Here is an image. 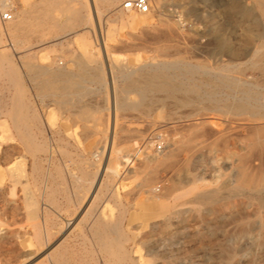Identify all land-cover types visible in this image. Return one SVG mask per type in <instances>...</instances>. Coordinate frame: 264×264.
<instances>
[{"label": "rangeland", "instance_id": "1", "mask_svg": "<svg viewBox=\"0 0 264 264\" xmlns=\"http://www.w3.org/2000/svg\"><path fill=\"white\" fill-rule=\"evenodd\" d=\"M8 1L13 11L27 10L28 25L13 31L0 21V56L8 53L12 59L0 62V264H51L49 252L56 253L59 264H226L228 253L242 250L235 210L259 207L264 187L237 192L224 187L234 178L235 158H226L222 148L244 147L252 125L264 130V116L243 121L220 106L249 96L248 103L264 112V70L256 66L264 53L259 8L264 0H161V7L150 0L147 13L123 10L125 0L109 8L100 5L99 13L92 0H84V7L81 0H60L69 10L53 11L45 0ZM74 8H81L85 21L72 29L55 26V17L61 25L73 24ZM136 19L145 21L141 25ZM165 20L174 22L171 31ZM100 34L106 36L111 60ZM163 64L171 66L174 82L188 88L173 95L188 96L190 102L175 106L176 99L164 92L121 91L120 67ZM64 66L82 70L84 81L61 90L59 78L40 72ZM8 68L17 70L18 84L5 73ZM18 90L31 119L26 122L23 114L16 125L9 110ZM141 97L155 101L147 112L140 106L115 109V102L138 104ZM80 111L89 114L79 116ZM201 119L206 124L198 126L194 142L218 148H202L188 165L183 150L168 168L151 163L131 172L132 164H123L131 148L140 150V158L163 160L173 148L171 139L185 140ZM35 144L45 147L35 152ZM101 150L106 160H95ZM107 160L118 166V176L105 169ZM100 167L99 188L90 191L88 183ZM152 169L154 197L140 187ZM210 191L218 192L216 201L201 202ZM258 210L263 222L264 206ZM115 223L121 236L111 230ZM115 240L123 245V261L106 248ZM238 254L227 264H236Z\"/></svg>", "mask_w": 264, "mask_h": 264}, {"label": "bare ground", "instance_id": "2", "mask_svg": "<svg viewBox=\"0 0 264 264\" xmlns=\"http://www.w3.org/2000/svg\"><path fill=\"white\" fill-rule=\"evenodd\" d=\"M83 1L84 0H81L80 4L84 7ZM119 1L120 0H100V1L92 0V3L96 4L95 11H97L99 13V11H100V7L99 6L100 5L103 8H109V7L115 6V4L118 3ZM154 1H155V4L157 5V7H161L162 6L161 0H154ZM149 2H150V0H149ZM44 3L49 5V6H51L50 8H51L52 11L53 10H61V9L69 10V7H68L69 3L68 2H67L68 4L64 3V6H62L63 3L60 0H47V1L45 0ZM98 3H99V5H98ZM259 3H260L259 4L260 5V7H259L260 11L264 14V1H261ZM121 8L123 9L122 4H121ZM6 10H8V11H10L12 13L11 20L3 21L1 19V17H0V21L2 23L8 22L9 25H10L8 27L13 29V31L14 30H18V29H22V28H24V27H26L28 25V23H27V10L25 8L22 7L19 11L16 12V11H13L12 7L10 6V2L8 0H0V13L3 12V11H6ZM123 10H125V9H123ZM72 11L74 13L73 20H75L73 24H71V23H64L63 24L62 23V25H61L60 22L57 20L58 17H55V19H56L55 26H57L61 30H65V29H72L74 26H77L80 23V21L83 22V20H84L83 18L84 17H82V15H81V8H74V9H72ZM126 11H129V10H126ZM136 21H138V23H140L142 25L145 20L144 19H139V20L136 19ZM164 23H165V25H166L168 30L174 28V26H173L174 22H172L170 20H165ZM85 24H87V22ZM161 30H162V28H161ZM130 37L132 38V36H130ZM99 38H100V41H101L100 43H101V45L103 47V50L105 52L106 59L107 60H109V59L111 60V56L109 54V48H108V45L106 43V36L100 34ZM136 39H138V38H136ZM259 46H261V45H259ZM2 61H7V62L12 61L10 54L5 53L4 57L0 56V62H2ZM256 66H258L261 70H264V53H262V55H261L260 59L258 60V63L256 64ZM112 67L114 68V66H112ZM170 68H171V66L168 65V64H163L162 66H157V67L156 66L152 67V66H149V65H144V66H141L139 69L128 68V67H125V66L124 67H120L119 68V73H120V76L122 77V82L125 84V87L122 88L121 91H123V92H129V91L164 92L166 94V98L167 97H173V98L176 99L175 106H182V105H184V104H186V103L191 101L190 97L182 96V97L176 98L173 94L176 93V92H184L185 93L188 90V88L184 87V85H182L181 83L178 84V83L174 82V80H175L174 79L175 78L174 75H172V74H170L168 72V70ZM40 72L42 74H45V75L54 76V77L59 78L61 83L62 84L64 83V86L61 87V90L70 89L69 86H68L69 83H76L79 80H83L84 81V72L82 70L71 71V70L67 69L66 66L61 67V68H56V69L43 68ZM5 73L8 75L10 80L12 82H14V84H18L20 82V80L18 78L17 70H15L13 68H8V69L5 70ZM112 74H113V70H112ZM113 82L115 83L114 78H113ZM45 83L46 84H51L52 81H50V79H47L45 81ZM46 90L50 91V90H52V88L48 87ZM248 97L249 96L244 98V100H242V99L239 100L238 102H232L230 104L229 103L228 104H223L220 107L223 108V113L230 114V115L235 116V117H239V119H241L243 121H256V120L262 119V117L264 116V112L260 111L259 109L255 108V107H252L248 103V100H247ZM125 98H127V97L123 96V100ZM145 99H146V97H141V102H139L138 104L137 103L125 104V102H123V103L115 102V109H117L120 106H122V107H130V108H136V107L140 106L142 109H144L147 112L153 106L155 101H153V100L146 101ZM162 99H160V101ZM156 100L159 101V99H156ZM24 107H26V104H25V101H24V97H23L21 91L18 90V93H16L11 98V107H10L11 109L9 110V114L11 115V117L13 119V122L16 125L19 124L18 123L19 122V117L20 116L23 117V114H26V120L25 121L26 122L29 121L30 112L27 111V110L24 111L23 110ZM201 107H200V109H202ZM216 107H219V105H217ZM77 114H79V116H87L89 114V112L80 111ZM24 119L25 118H23V122H24ZM204 124H206L205 119H201L197 123H194V126H196V127L195 128H189L188 129V137L185 140H182L180 143H176L173 139H171V145H173V148H172L171 152L168 153L163 160H159L155 155H144L142 158H140L139 157L140 156L139 155L140 150L139 149H135V148L134 149L131 148L133 153L132 154H126L124 156V161H123L124 163L123 164L124 165L132 164L130 166L131 167V172H133V170L135 171V170H139V169H144L151 163H156V165H158V167L161 166L163 168L164 167L168 168V166H170L174 162L175 155L177 154V152L179 150H181V151L183 150L185 152L184 163L186 165H188L191 161H193L194 157L196 156V153L199 152L202 148H205L208 151L218 148L216 143H210L208 145L202 146V145L194 142V139L199 135L198 133L201 131V130H199L200 127H198V126H203ZM246 124L249 125V123H246ZM259 125H252L254 127L253 129L251 128L253 130V132L251 131L252 133L250 134L249 138L247 139V142L245 143L244 147H241V148H236V147L228 148V146H224L222 148L224 150V152H225V157L226 158H233V157L235 158V161H234V163H235L234 164L235 165L234 166L235 167L234 168V178L232 179V181L226 183L224 185V187H226V188L230 187V186L232 188L234 187L236 189V192L239 189L256 190V189L264 187V130H263V127L259 126ZM204 127H206V126H204ZM25 136H26V134H25ZM17 137H18V135H17ZM218 139H219V137H218ZM47 143H50V142H47ZM35 146L36 147H35L34 151L36 152V151L39 150L38 148L40 146L41 147H45V144H35ZM200 146H202V147H200ZM32 148H33V146H32ZM11 150H12V148H11ZM9 151H10V149H9ZM14 151H16V150H14ZM179 155H180V153H179ZM93 156H94L95 160L99 159L98 156H100L103 160H106V158H107V154L105 153L104 150L97 151L96 154L93 155ZM108 159H109V157H108ZM82 160H83V158H82ZM136 160L137 161L139 160V161H138V163L134 164ZM175 161L177 162V160H175ZM107 163H108V165H107ZM107 163H106V168L105 169L108 168L110 170V172H112L113 174L118 176L119 175L118 166L113 165V163H111L110 160H107ZM56 164H58V163L56 162ZM92 164H94V163H92ZM102 169L103 168L100 167V169H98L97 172L94 173V175L91 178V181L88 183L89 186L88 187L86 186L88 190L94 191L95 189L99 188V184L101 183V171H102ZM155 171L152 169L151 170V174L146 176L145 179L143 180V182L140 185L141 189H144L145 191H147L149 194H151L152 197L156 196V192H157V188H156L157 186L155 185L156 186L155 187L154 183H153V179H154L153 175L155 174ZM185 172H186V174H189V172L187 170ZM28 174H30V173H28ZM174 183L176 185H178L179 183H181V179H179L177 177L175 179ZM34 184L35 183H33V185ZM194 188L195 187L193 186V187H190V188L188 187V189H186V190L184 189L185 191L180 193L179 195H177L174 200L175 201L179 200L183 196L188 195L189 193H191L194 190ZM45 192H47V191H45ZM217 194H218V192H216V191L207 192V194H205L204 197L202 198L201 202L213 203V202L216 201L215 197L217 196ZM31 200H33V199H31ZM27 201H28V198H27ZM255 205H258L260 208L262 206H264L263 199L260 200L259 203L255 204ZM259 207H251V208H245V209L236 208V210H235V215H236L235 216L236 217L235 221H236L237 226L240 227V231L237 234V237H238L237 238V242L239 243V246L242 248V250H237L236 252L232 251V252L228 253L223 259L226 264L231 262V261H233L234 257L236 256V254L238 252H239L238 259L236 258V261H234V262H236V264H260L262 261H264V236H263L264 235V229H263L264 220L262 222V218L260 217V215L258 216V214H257L258 211H259L258 210ZM33 214H34V212H33ZM35 214H36V212H35ZM36 215H38V214H36ZM43 222H42V224H44ZM69 224H70V221H68L65 224L67 226V229L69 228ZM111 230L114 233H116L117 235L121 236L118 223L113 224L111 226ZM42 232H44V231H42ZM43 237H44L43 238L44 244H48L49 240L47 239V233L46 232L43 233ZM37 241L41 243L42 239L39 238V239H37ZM247 246L250 247L249 250L245 249ZM106 248H107L108 252H110L118 260L123 261L124 259H126V255L124 253L123 245H121V242L119 240L111 241L110 244L107 245ZM48 249H46V250H48ZM55 254H56L55 252L54 253H51V252L48 253V258L47 259H48V261L51 264H59L58 260L56 259V255ZM59 256H61V255H59Z\"/></svg>", "mask_w": 264, "mask_h": 264}, {"label": "built area", "instance_id": "3", "mask_svg": "<svg viewBox=\"0 0 264 264\" xmlns=\"http://www.w3.org/2000/svg\"><path fill=\"white\" fill-rule=\"evenodd\" d=\"M122 7L123 9L129 10V11L147 13L150 9V4H149V0H125L122 3ZM0 17L3 21H8V20H11L12 13L6 10L0 13ZM157 148L160 149L161 147L158 146Z\"/></svg>", "mask_w": 264, "mask_h": 264}]
</instances>
